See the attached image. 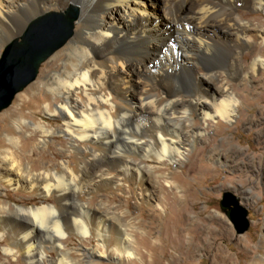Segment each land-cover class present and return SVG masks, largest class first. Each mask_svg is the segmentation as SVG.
I'll use <instances>...</instances> for the list:
<instances>
[{"label":"bare ground","instance_id":"6f19581e","mask_svg":"<svg viewBox=\"0 0 264 264\" xmlns=\"http://www.w3.org/2000/svg\"><path fill=\"white\" fill-rule=\"evenodd\" d=\"M147 1L0 0V53L25 34L32 20L52 9L74 7L79 20L70 44L85 57L82 70L61 90L45 83L49 93L57 95L46 111L59 115L63 123L59 131L68 143L56 154L60 162L38 165L35 170L24 161L29 157L27 142L22 140L26 127L17 116L32 100L19 95L23 103L0 116V132L5 123L17 126L11 125L12 134L7 133L4 145L0 143V189L42 199L38 206H12L0 193V239L7 255L18 254L26 264H94L99 257L123 264L125 255L130 258L135 253L128 227L114 212L108 216L87 200L102 192L117 196L128 187L142 205L153 206L134 154L158 163L178 162L186 157L183 149L191 142L172 124L171 116L195 112L204 119L218 115L230 122L247 98L224 80L264 82V21L256 27L238 13L239 7H249L264 14V0H161V16L150 10ZM72 35L73 31L68 40ZM253 50L257 52L245 60ZM58 59L57 54L47 69H53ZM210 79L216 89H210ZM30 128L31 141L39 133L55 134L44 124ZM121 133L128 139L121 140ZM208 142L216 145L214 138ZM118 147L123 153L116 151ZM201 153L193 156L192 167L174 176L171 187L192 190L189 182L203 171ZM217 153L215 157L223 159ZM72 236L81 243L92 238L98 243L91 251L69 253L66 240ZM175 241L181 248L180 239L172 244ZM51 252H56V258Z\"/></svg>","mask_w":264,"mask_h":264},{"label":"rangeland","instance_id":"374dc122","mask_svg":"<svg viewBox=\"0 0 264 264\" xmlns=\"http://www.w3.org/2000/svg\"><path fill=\"white\" fill-rule=\"evenodd\" d=\"M153 1L156 2L155 7L151 5L152 0L147 1L152 8L150 10L161 16L162 1ZM69 8L66 10L56 8L50 11L68 15L66 13ZM238 13L245 22H250L256 27L264 21L263 13L249 7H239ZM77 14L78 17L74 19L67 39L40 62L34 78L20 89L17 96H13L8 105L0 109L1 116L22 104L23 100H18L19 95H25L23 98L25 101L32 100L27 104L22 115H18L17 118L23 120L21 124L26 127L22 140L27 142L25 153L29 157L24 161L26 164L33 165L35 170L39 169L38 165L60 162L61 159L57 158L56 154L62 153L68 145L66 137L59 131L63 126L59 115L46 111V107L54 102L57 95L50 94L45 83L49 81L53 88L61 90L73 74L82 70L83 62H85L84 54L70 44L78 28L79 11ZM111 16L116 17L114 11H111ZM72 31L73 35L68 40ZM92 40L95 39L92 38ZM5 48L1 50L0 58ZM261 49L264 55V45ZM53 52L59 55V61L53 69L48 68L49 71L55 72L49 79L47 76L51 72H48L47 67L57 55L55 53L50 57ZM253 52L257 51H251L250 57L245 60H249ZM261 72L258 73L259 76L263 74ZM224 81L247 98V101L238 105L236 118L226 122L218 115H215L212 120L204 119L195 112L188 116L179 111L171 116V120L172 124H175L191 142V145L183 149L185 158H180L178 162L158 163L150 158L144 159L134 154L133 161L142 166L145 186L154 198L153 206L142 205L136 198L135 192L128 187H124L123 193L117 196L102 192L97 197L87 200L89 206L100 208L101 212H106L108 216H112L111 213L114 212L122 224L128 227V232L135 242L133 243L135 253L130 258L125 255L123 264H153L155 261H160L157 264H264V82H259L257 79L239 82L232 78ZM207 83L210 89L217 88L211 79ZM32 124H44L55 134L43 137L39 133L36 139L31 141L30 126ZM11 125L17 129V126L10 122L1 127L0 143L2 145L6 136L12 134ZM216 126L220 128V132L215 131ZM128 137L120 134L121 140H126ZM213 138L216 145H210L208 142ZM227 142L231 144L226 145ZM234 147L237 151L232 150ZM123 150L121 151V147L116 148L117 152L123 153ZM199 151H202L203 171L189 182L192 190L187 193L182 188L171 187L174 176L181 175L192 167L193 156ZM217 152L223 155V159L218 160L215 157L214 153ZM0 193L3 194L2 199L12 206L17 203L38 206L42 201L37 196L31 199L27 193L14 192L5 188L0 189ZM224 197L232 203L222 208L221 201ZM233 203L238 207L239 213H244L247 228L243 232L238 231L234 222L232 223L226 214L230 208L235 207ZM108 228L106 227V230ZM178 232H181L180 235ZM178 238L181 241V248L178 241L172 244V240ZM97 243L95 238L81 243L72 236L66 240V247L69 253L78 254L79 251L82 253L84 248L86 251H91L90 249L96 247ZM4 246L0 239V264H26L18 254L7 255ZM51 256L56 258V252H51ZM93 261L94 264H115L103 257Z\"/></svg>","mask_w":264,"mask_h":264},{"label":"water","instance_id":"95a60500","mask_svg":"<svg viewBox=\"0 0 264 264\" xmlns=\"http://www.w3.org/2000/svg\"><path fill=\"white\" fill-rule=\"evenodd\" d=\"M77 13L76 8H69V20H64L63 12L50 11L32 20L25 34L7 44L0 58V109L8 105L14 94L34 78L40 62L67 39ZM230 203L231 200L224 197L222 208ZM227 214L238 231L243 232L247 228L244 213H239L236 204Z\"/></svg>","mask_w":264,"mask_h":264}]
</instances>
